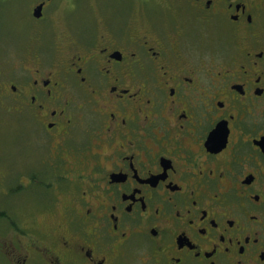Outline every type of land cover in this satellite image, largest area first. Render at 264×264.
Instances as JSON below:
<instances>
[{
    "label": "flooded vegetation",
    "instance_id": "flooded-vegetation-1",
    "mask_svg": "<svg viewBox=\"0 0 264 264\" xmlns=\"http://www.w3.org/2000/svg\"><path fill=\"white\" fill-rule=\"evenodd\" d=\"M53 1L0 110L33 116L23 186L61 220L13 227L0 264H264V0H130L92 41Z\"/></svg>",
    "mask_w": 264,
    "mask_h": 264
},
{
    "label": "rangeland",
    "instance_id": "rangeland-1",
    "mask_svg": "<svg viewBox=\"0 0 264 264\" xmlns=\"http://www.w3.org/2000/svg\"><path fill=\"white\" fill-rule=\"evenodd\" d=\"M39 1L0 0V70L6 77L13 74L15 70L19 71V74L25 72L23 75H28V71L23 68L33 65L30 61L34 60L26 48L34 29L31 26L37 22L32 18L31 10ZM129 1L54 0L51 6V10L55 8L52 21L55 23L59 36L69 31L71 27L76 31H82L76 36L77 39L96 40L99 33L97 23L101 18L100 10L105 9L106 12L111 13L116 11L120 15V10L125 13L124 8L121 7ZM158 1L172 3L179 0ZM51 33L50 36L45 37L46 41L51 40ZM30 117L33 116L26 111H20L18 106L11 102L0 110V211L7 212L9 214L7 220L15 224L12 226L7 221L2 223L0 242L5 237L9 239L13 237L12 227L35 225L37 229L49 230L61 220V217L57 219L54 213L43 211L42 197L37 191L38 187L30 186V189L23 186L21 173L32 174L33 169L29 163L35 162L37 166L41 164V158L32 157V153L30 156L26 155L29 163L21 159L24 157L22 154L30 150L23 145L25 135L21 136L26 132L31 133Z\"/></svg>",
    "mask_w": 264,
    "mask_h": 264
},
{
    "label": "trees",
    "instance_id": "trees-1",
    "mask_svg": "<svg viewBox=\"0 0 264 264\" xmlns=\"http://www.w3.org/2000/svg\"><path fill=\"white\" fill-rule=\"evenodd\" d=\"M31 189V188H30ZM35 193V192H34ZM9 218V214L7 212L4 211H0V227H2V223L3 222H10L12 224V226H15L14 222H12L11 220H7ZM11 226V227H12ZM13 228V227H12Z\"/></svg>",
    "mask_w": 264,
    "mask_h": 264
},
{
    "label": "water",
    "instance_id": "water-1",
    "mask_svg": "<svg viewBox=\"0 0 264 264\" xmlns=\"http://www.w3.org/2000/svg\"><path fill=\"white\" fill-rule=\"evenodd\" d=\"M35 17L36 18H40L42 17V7L39 6L36 10H35Z\"/></svg>",
    "mask_w": 264,
    "mask_h": 264
}]
</instances>
